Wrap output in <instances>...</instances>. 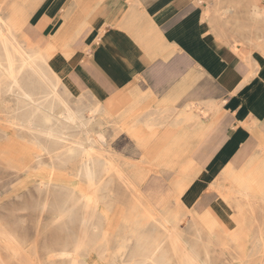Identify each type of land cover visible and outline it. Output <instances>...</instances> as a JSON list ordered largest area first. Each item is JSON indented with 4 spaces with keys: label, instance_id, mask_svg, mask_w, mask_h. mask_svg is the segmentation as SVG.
<instances>
[{
    "label": "crops",
    "instance_id": "crops-1",
    "mask_svg": "<svg viewBox=\"0 0 264 264\" xmlns=\"http://www.w3.org/2000/svg\"><path fill=\"white\" fill-rule=\"evenodd\" d=\"M4 1V15L21 16L37 46L52 50L47 62L71 98L84 94L110 110L163 118L154 127L165 130L150 138L149 169L166 175L175 160L182 168L196 145L192 157L203 167L183 201H201L199 193L225 176L239 190L252 176L264 193V61L245 79L252 70L246 51H235L213 26L204 0ZM137 100L148 106L136 109ZM156 190L145 195L167 208ZM202 206L231 223L221 199Z\"/></svg>",
    "mask_w": 264,
    "mask_h": 264
},
{
    "label": "rangeland",
    "instance_id": "rangeland-1",
    "mask_svg": "<svg viewBox=\"0 0 264 264\" xmlns=\"http://www.w3.org/2000/svg\"><path fill=\"white\" fill-rule=\"evenodd\" d=\"M250 1L204 0L206 15L213 26L233 43L234 50L235 43L239 42L240 50L242 47L246 51L252 70L245 79L254 76L259 64L264 61V40L255 38L264 37V22L254 26L247 21L246 10ZM255 2L264 6V0ZM5 7L4 1L0 4V10L6 11ZM17 17L22 23L19 26L21 32L18 33L25 35L30 45H34L32 42L38 41L36 34L28 30L21 16ZM20 39L23 40V37ZM256 42L261 44L255 45ZM132 96L135 97V94ZM136 97L139 99V96ZM69 98L73 107L77 106L83 111L94 104L84 94ZM142 103L137 100L131 105L136 109L148 106ZM149 114L141 110L117 111L102 106L96 114L97 121L102 124L98 127L93 123L95 125L88 128L92 138L95 137L94 130L104 135L103 141H94L92 146L101 153L112 171L107 175V184L98 191V213L80 250L81 264H131L128 253L122 257L118 255L123 253L122 249L114 254L118 243L127 236L130 237V247L136 236L141 239L154 237L162 249L160 264H188L183 250L173 238L174 234L196 256V264H264V193L258 189L254 177L248 176L251 186L240 190L246 192V196L237 194L238 186L221 176L223 181L199 193L201 201L196 198L189 202L183 201L185 189L198 178L202 169L200 166L203 165L201 160L192 157L196 156L192 154L196 145L189 144L191 158L185 161L186 165L182 168L178 166L180 161L175 160L172 167L164 170L166 175L157 173L160 169L155 165L149 169L150 152L156 146L150 141H155L156 136L165 130L154 127L163 124L160 123L164 121L163 118L155 122ZM160 115L163 117L164 113ZM9 132L18 144L14 148L11 146L7 153L9 158H0V224L14 236L17 254L12 255L10 244L6 241L7 249L0 246V260L5 264H69L72 241L78 236L81 211L78 210L79 215L71 219L60 216L59 211L60 207L68 205L62 197L73 185L77 161L69 160L65 155L57 161L55 153L50 155L44 149L43 145L47 146V143L42 141L40 145L24 128H21L20 136L13 126L9 127ZM69 133L73 137L68 136V143L83 141L82 132L70 129ZM63 150L59 148L57 151ZM205 163L204 167L207 165ZM124 177H128L131 183ZM188 178H191L189 184L185 181ZM47 179L49 183L42 185L41 181ZM77 182L83 188L82 180ZM150 186L157 188L156 194L166 199L167 208L157 205L158 211L151 209L150 203L141 194L145 195ZM220 199L230 207L231 223H221L211 208L202 206ZM77 205L76 208L81 209L83 202ZM208 211L212 213L204 216ZM157 213L164 215L169 224L172 215H178L179 222L175 226L178 230L172 233L169 224L161 223Z\"/></svg>",
    "mask_w": 264,
    "mask_h": 264
},
{
    "label": "bare ground",
    "instance_id": "bare-ground-1",
    "mask_svg": "<svg viewBox=\"0 0 264 264\" xmlns=\"http://www.w3.org/2000/svg\"><path fill=\"white\" fill-rule=\"evenodd\" d=\"M247 5V21L253 23L254 26L264 22V6H259L255 0H251ZM4 13L5 11L0 10V158H9L7 153H9L11 146L14 148L18 144V141L9 132V127L13 126L17 128L18 136L21 135V128H24L40 145H42V141H45L47 146L43 145L44 149L50 155L55 153L54 156L57 161L62 155V158L65 155L69 160L76 159L75 180L72 187L62 197L64 203H68V205L63 206L64 203L61 204L63 207H60L59 212L60 216L63 215L71 219L79 215L78 210L81 211L78 236L72 241V255L69 257V264H81L80 250L88 236L89 228L94 226L93 218L98 213L97 203L100 200L98 191L107 184V175L112 171L110 170L111 166L108 165L101 153L96 152L92 146L94 141H103L104 135L102 132L94 130L95 137L92 138L88 130L89 127H92L91 125H95L93 123H96L98 127L102 124L96 118V114L101 110L102 105L93 100V106L85 111L77 106L73 107L68 90L47 62L52 50L47 51L39 48L37 42H32L34 45H30L31 42H28L25 35L18 33L21 32L19 26L22 24L20 20L18 21L19 18L4 15ZM21 37L23 40L20 39ZM255 38L264 40L263 36H256ZM254 44L260 45L261 43L256 42ZM239 46V42H236V51L240 50ZM70 129L82 132L83 141L68 143ZM63 143L67 145L64 146ZM59 148H63V152L57 151ZM75 155L76 157H74ZM35 157L38 158V155ZM24 165L26 166V162ZM51 165L52 168L55 167L53 160ZM124 179L131 183L128 177H124ZM225 179L228 178L225 176ZM78 180H82L83 188L78 185ZM44 183H49V179L45 182L41 181L42 185ZM74 190H77L78 193H75ZM141 194L150 203L151 209L158 211L157 205L152 203L143 193ZM237 194L246 196V192L240 191L238 188ZM81 201L83 202L81 209L76 208ZM159 217L161 223L169 222L164 218V215L160 214ZM178 222L179 216L172 215L170 224L168 223L172 233L175 229L178 230L175 227ZM173 238L183 250L187 263L196 264V256L179 242L178 236L174 234ZM129 239L130 237L127 236L118 243L114 254H118L122 249L123 253L118 255L122 257L128 253L131 264H160L162 249L159 244L157 245L154 237L141 239L136 236L132 247H130ZM6 241L10 244L12 255H16L14 236L0 224V246L4 249H7ZM0 263L5 264L2 260Z\"/></svg>",
    "mask_w": 264,
    "mask_h": 264
}]
</instances>
